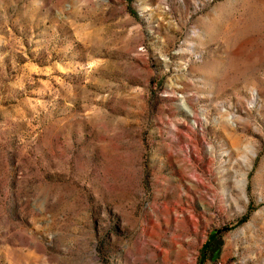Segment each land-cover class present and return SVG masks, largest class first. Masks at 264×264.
<instances>
[{
	"label": "rangeland",
	"instance_id": "obj_1",
	"mask_svg": "<svg viewBox=\"0 0 264 264\" xmlns=\"http://www.w3.org/2000/svg\"><path fill=\"white\" fill-rule=\"evenodd\" d=\"M0 264H264V0H0Z\"/></svg>",
	"mask_w": 264,
	"mask_h": 264
},
{
	"label": "bare ground",
	"instance_id": "obj_2",
	"mask_svg": "<svg viewBox=\"0 0 264 264\" xmlns=\"http://www.w3.org/2000/svg\"><path fill=\"white\" fill-rule=\"evenodd\" d=\"M189 113L193 116L194 114L192 112L189 111ZM191 130V129H189ZM188 136V135H187ZM195 142V141H194ZM193 146V145H192ZM194 147V146H193ZM187 149V148H186ZM194 153H192V151H188L187 150V153L184 155V162H185V173H188L189 171H187L188 169V166L191 165L192 167H194V159L198 160L201 158L200 156V147L198 144H196V146L194 147ZM197 153V154H196ZM190 173V177L191 178H194L198 183H201V184H204V180L202 178V176L200 174L197 173L196 169H191V171L189 172ZM244 182V180L242 181ZM191 220L194 219V216L193 215H190L189 216ZM176 221H179L178 218H175Z\"/></svg>",
	"mask_w": 264,
	"mask_h": 264
},
{
	"label": "trees",
	"instance_id": "obj_3",
	"mask_svg": "<svg viewBox=\"0 0 264 264\" xmlns=\"http://www.w3.org/2000/svg\"><path fill=\"white\" fill-rule=\"evenodd\" d=\"M245 219H246V216L242 217L239 221H240V222H244Z\"/></svg>",
	"mask_w": 264,
	"mask_h": 264
}]
</instances>
